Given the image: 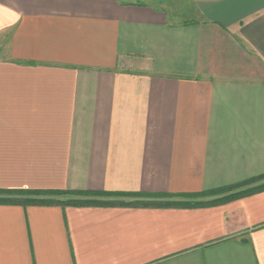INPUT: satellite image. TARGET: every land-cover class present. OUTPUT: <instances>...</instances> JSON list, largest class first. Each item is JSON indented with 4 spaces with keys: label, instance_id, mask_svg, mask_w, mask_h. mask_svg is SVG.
<instances>
[{
    "label": "crops",
    "instance_id": "obj_1",
    "mask_svg": "<svg viewBox=\"0 0 264 264\" xmlns=\"http://www.w3.org/2000/svg\"><path fill=\"white\" fill-rule=\"evenodd\" d=\"M262 175L264 0H0V190L177 197ZM0 264H264V190L0 205Z\"/></svg>",
    "mask_w": 264,
    "mask_h": 264
},
{
    "label": "trees",
    "instance_id": "obj_2",
    "mask_svg": "<svg viewBox=\"0 0 264 264\" xmlns=\"http://www.w3.org/2000/svg\"><path fill=\"white\" fill-rule=\"evenodd\" d=\"M264 190V175L261 178L243 182L242 184L221 188L204 194L192 195H145V194H121V193H97V192H69V191H3L0 190V205L2 206H23V207H146L151 206L159 208L172 207H205L222 205L235 200L251 196ZM51 196L60 197L59 200H51ZM202 198L219 197L209 202H196ZM73 200H70V199ZM96 198L112 199H137L142 202L126 203H108L97 200ZM168 199H174L169 201ZM157 200H168L165 203H156ZM177 200V201H176ZM182 202H179V201Z\"/></svg>",
    "mask_w": 264,
    "mask_h": 264
},
{
    "label": "rangeland",
    "instance_id": "obj_3",
    "mask_svg": "<svg viewBox=\"0 0 264 264\" xmlns=\"http://www.w3.org/2000/svg\"><path fill=\"white\" fill-rule=\"evenodd\" d=\"M50 198L53 201H57V200L60 199V197H56V196L55 197L51 196ZM216 198H219V197H211V198H209V197L208 198H202L201 197V199L197 200L196 202H204V203L209 202L210 203V201L215 200ZM96 199L100 200V201H103V202L112 203V204H114L115 202L116 203H126L127 204L128 202L136 203V202H142L143 201V200H137V199H128V200L127 199H112V198H109V199L108 198H103V199L96 198ZM70 200H73V199L71 198ZM168 200L169 201H174V199H168ZM168 200H157L156 203H158V202L165 203ZM179 202H182V201L180 200Z\"/></svg>",
    "mask_w": 264,
    "mask_h": 264
}]
</instances>
